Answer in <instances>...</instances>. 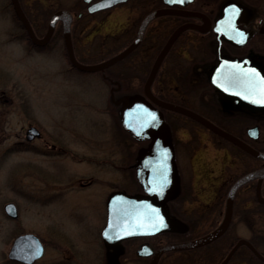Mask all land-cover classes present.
I'll return each instance as SVG.
<instances>
[{
	"label": "rangeland",
	"instance_id": "rangeland-1",
	"mask_svg": "<svg viewBox=\"0 0 264 264\" xmlns=\"http://www.w3.org/2000/svg\"><path fill=\"white\" fill-rule=\"evenodd\" d=\"M21 1L39 27L48 11L72 8L78 1L84 4L83 0ZM13 14L10 0H0V264H24L8 256L21 230L37 233L45 245L43 256L32 264H104L101 232L107 218L106 199L117 188L143 189L135 162L149 139L136 140L121 129L120 105L110 101L113 82L100 72L73 68L62 33H56L46 49L31 46ZM137 14L138 8L129 1L86 17L74 36L77 56L95 62L120 51L134 38L129 31ZM156 32L157 41L162 42L169 34L163 26ZM158 46L146 42L130 59L112 67V80H122L125 96L143 92L149 74L137 89L142 76L137 68L126 67L153 60ZM186 56L180 38L163 62L159 83L169 96L187 100L216 118L212 105L222 110L224 95L212 87L208 77L200 79L209 86L201 94L202 87H196L199 79L182 73L189 65ZM246 109L231 111L245 115ZM165 116L180 179L176 196L168 203L170 212L182 222L183 216L192 217L197 225L198 210L216 199L221 173L224 180L228 172L249 167L251 158L238 153L234 159V146L183 114L165 110ZM32 125L42 135L22 146ZM8 201L16 203L17 218L6 214ZM198 231L196 226L194 233ZM174 232L183 234L184 228ZM184 256L183 251H169L163 264H184ZM125 257L123 264L150 262L134 253ZM188 261L197 263L198 255Z\"/></svg>",
	"mask_w": 264,
	"mask_h": 264
},
{
	"label": "water",
	"instance_id": "water-1",
	"mask_svg": "<svg viewBox=\"0 0 264 264\" xmlns=\"http://www.w3.org/2000/svg\"><path fill=\"white\" fill-rule=\"evenodd\" d=\"M84 1L88 3L89 12H97L109 9L118 3L127 2L128 0ZM11 2L16 16L32 43L37 46H44L49 43L57 22L61 21L66 51L72 66L88 72H105L107 67L127 57L138 47L147 24L153 18L171 12L184 13L182 10H173L168 7H159L152 10L141 21L134 40L124 49L103 61L85 63L80 61L75 54L71 32L73 14L70 10L66 8L57 9L49 20L46 32L44 35L39 36L29 17L22 9L20 0H11ZM188 26H192V24H182L169 36L152 64L144 83V91L124 96L122 99L123 104L120 110V117L125 129L136 140L149 139L150 141L144 149L140 150L135 162L136 176L142 185L143 191L128 192L124 189H115L106 199L107 220L102 229V239L108 249L109 262L111 264L115 262L113 256L118 254L112 248L120 246L124 240L165 231H175L180 226L183 227V222L171 214L168 204L176 196L175 192L179 186L180 179L174 141L163 109L173 110L191 117L217 135L237 144L250 154L264 158V151L254 148L203 114L182 104L162 99L153 92L152 85L165 56L179 34ZM209 81L216 91L224 95V104L221 108L229 113L234 114L231 110L235 107L264 108V73L249 61L222 59L213 75L209 78ZM39 133L40 131L36 126H31L27 133L28 138L33 139ZM255 176L259 177L258 194L262 197L260 184L264 176V167L246 174L234 183L228 194L223 222L207 235L191 240L168 242L157 249H153L145 244L138 250V253L141 255H151L149 264H158L161 255L166 251L193 248L215 239L224 232L231 220L233 199L237 188ZM4 210L12 218L19 216L18 207L13 201L6 202ZM161 221L163 226H161ZM243 242L250 245L256 254L264 258L255 246L245 239H241L233 247L229 256ZM44 250L45 246L40 236L35 232L26 231L14 238L8 256L12 260L24 264H32L42 257Z\"/></svg>",
	"mask_w": 264,
	"mask_h": 264
},
{
	"label": "flooded vegetation",
	"instance_id": "flooded-vegetation-1",
	"mask_svg": "<svg viewBox=\"0 0 264 264\" xmlns=\"http://www.w3.org/2000/svg\"><path fill=\"white\" fill-rule=\"evenodd\" d=\"M129 1L134 2L138 8L139 14L144 12V15L140 17L134 36H136L143 18L156 8L168 7L173 10H182L184 12H171L153 18L147 24L143 38L135 50L137 51L138 48L146 42H148L150 46L153 45L156 48L161 41V39L160 41H157L156 30L161 26L166 27L169 33L167 38L163 41L162 48L175 29L182 24H192V26L186 27L179 34L165 56V59L171 53L177 41L182 38L183 47L187 53L186 59L189 61L188 67L183 69L182 73L187 76V78L199 79V83L196 87H202L201 94L206 93V87L209 88V86L207 84H202L200 79L207 77L210 78L222 59L249 61L260 68L264 73V0H182V2L181 0H128L127 2ZM20 3L23 10L27 13L21 0ZM78 4H80L79 1L74 6H78ZM84 4L85 9L83 11L76 10L77 8L73 10L69 9L75 17L73 18L71 26L74 46V36L76 35V31L83 27V23L79 26L75 23V20L84 17V14L87 13L90 16L95 14L94 12L88 11V5L86 2H84ZM10 6L14 12L11 0ZM106 11L107 10H104L102 12ZM156 20H158L159 23L153 25ZM47 27L48 24L44 29V32L39 35H44ZM56 33H62L63 36L61 21L57 22L49 43L44 46H39L38 48H48ZM161 48L156 51L153 60V57L148 59L151 60V63L146 73H149L151 70L152 64ZM79 60L81 59L79 58ZM122 60L107 67L105 72L97 71L100 72L105 79L109 80L110 83L113 82V85H110V101L119 104L120 110L123 104L122 99L125 96L124 83L122 80H112V74H114V72H112V67L120 65ZM162 65L158 74L162 71ZM154 83L152 85L153 90ZM166 100L175 102L172 99ZM183 102L176 103L187 106L206 116V114L203 113L205 111L195 108L192 105H186ZM212 107L217 116L216 120L223 125L225 124L224 122L231 123V125H234L235 127L230 128L236 133L229 129L227 130L231 131L254 148L264 151V108L251 109L248 107L246 109V114L243 115L242 113H229L223 108L221 110L216 104L212 105ZM120 110L119 112L116 110V112L118 113L120 127L125 132L126 129L120 117ZM29 128L25 135L26 141L22 142V146H29L30 142L35 138H28L27 133ZM39 131L40 133L36 136L37 138L42 135L41 129H39ZM228 143L235 148L236 152H234V159L238 158V153H244L251 158V164L249 167L242 168L241 170H232V172H228V175L224 180V176L221 173L222 180H220L218 188L216 189V199L212 205L207 206L204 204V207L201 210H198L197 225L192 217L183 216L182 226L184 228V233L182 235L184 237L182 239L169 240L166 235L173 231L126 239L120 246L112 248L113 251L118 252L117 255L113 256V259L115 260L113 264H123L124 259L127 258L125 256L130 255L131 253L150 261L151 255H141L138 253V250L143 245L147 244L153 249H157L159 246L168 242L191 240L205 236L221 225L225 217L227 199L231 187L241 177L264 167V158H259L250 154L231 141H228ZM118 144L120 146V141H118ZM254 161H256V163H254ZM258 183L259 177L255 176L245 181L237 188L233 199L232 216L227 228L221 235L205 244L182 250L185 255V260L184 262L182 261L184 264H191L188 260L194 254H197L199 258V261L195 264H264V258L256 254L246 242L238 245L235 251L229 256L233 247L241 239L249 241L255 246L259 253L264 256V176L260 184V193L263 198L258 194ZM178 195L181 194L179 193ZM196 226L199 227V231L194 233ZM104 249V264H111L109 262L108 249L105 243ZM168 252L169 251H166L161 255L158 264H163V258ZM211 256L214 258L213 260H211Z\"/></svg>",
	"mask_w": 264,
	"mask_h": 264
},
{
	"label": "trees",
	"instance_id": "trees-1",
	"mask_svg": "<svg viewBox=\"0 0 264 264\" xmlns=\"http://www.w3.org/2000/svg\"><path fill=\"white\" fill-rule=\"evenodd\" d=\"M75 8H77L76 10H79V11L82 10V11H83V10L85 9V4L82 5V4L80 3V4H78V6L76 5V6H73L72 8H69V9L73 10V9H75ZM51 12H52V11H48V13H47L45 19H43V22L41 23V26H40V27L37 26V24L31 19V17H30L31 14L27 13V15L29 16V19L31 20V22H32V24H33L35 30L37 31V33L40 34L41 31L44 30V29L46 28V26H47V24H48L49 17H50V15L52 14ZM86 13H87V12H86ZM13 15H14V18H15L17 24L22 28V34H21V35H22V36H25V38L27 39L28 43H29L31 46H35V45L31 42V40H30V38H29L27 32H26L25 29L22 27L21 22H20L19 19L16 17L15 13H14ZM143 15H144V12H142V14H139V13L137 14V18H136V20L134 21V27L132 28V30L129 31V33L131 32V34H132V38H133V36H134L135 33H136V29H137V26H138V24H139L140 17L143 16ZM88 16H90L88 13H87V14H84V17L75 20V23L78 24V25L80 26V24L84 23L85 18L88 17ZM122 37H123V36H122ZM166 38H167V36H166L164 39H166ZM161 40H162V39H161ZM129 41H131V40H129ZM162 44H163V42L161 41V42L159 43V46H158L159 49L161 48ZM125 45H127V44H125ZM159 49H158V50H159ZM135 52H136V50H135L131 55H129L127 58H125L124 60H122L120 64H123V62L127 61V59H130V58L132 57V55H133ZM150 63H151V60H146V61H142L141 64H135V63H133V64H131V65L128 64V65H130V66H127V67H126L127 69L137 68L138 71H139V72H137V74H139V75L142 76V77H141V80H140V81H141V82H140V85L137 87V89H138V88L141 89L142 84H143V80H144V78H145V74H146V72H147L148 69H149ZM161 73H162V72H159V74H158V76H157V78H156V80H155V83H154V91H155V93H157L160 97H162V98H164V99H172V100H174L175 102H181L180 100L174 99L173 97L169 96L168 93H166V87H165V85L163 84V85H164V87H163V86L159 83V81L161 80L160 77H159ZM163 82H166V80L163 79ZM182 102H183V101H182ZM183 103L186 104V105L191 106V105L188 103L187 100L184 101ZM203 113H205L207 117H209L210 119H212L213 121H215L216 123H218L219 125H221L222 127L231 130V128H230L229 126H227V125H225V124L223 125L221 122L217 121L215 117L211 116L210 114H208V113H206V112H203ZM188 119H189L190 121H192V122H196L195 120H193V119H191V118H188ZM231 131H233V130H231ZM233 132H235V131H233ZM235 133H236V132H235ZM254 163H256V161H254ZM20 232H23V230L17 232L16 234H18V233H20ZM164 236H165V235H164ZM166 237H167L169 240H177V239H182L184 236H183L182 234H177V233H168V234L166 235ZM180 259H182V256L180 257Z\"/></svg>",
	"mask_w": 264,
	"mask_h": 264
},
{
	"label": "snow or ice",
	"instance_id": "snow-or-ice-1",
	"mask_svg": "<svg viewBox=\"0 0 264 264\" xmlns=\"http://www.w3.org/2000/svg\"><path fill=\"white\" fill-rule=\"evenodd\" d=\"M181 2H182V0H181ZM238 11V10H237ZM161 226H163V223H162V221H161Z\"/></svg>",
	"mask_w": 264,
	"mask_h": 264
}]
</instances>
